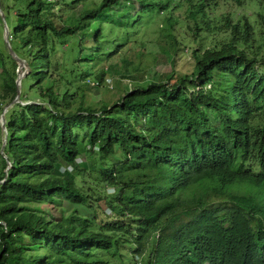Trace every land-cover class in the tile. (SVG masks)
Here are the masks:
<instances>
[{
	"label": "trees",
	"instance_id": "1",
	"mask_svg": "<svg viewBox=\"0 0 264 264\" xmlns=\"http://www.w3.org/2000/svg\"><path fill=\"white\" fill-rule=\"evenodd\" d=\"M248 2L264 27V0L0 1L30 66L13 103L19 63L0 55V132L12 104L0 264H264V52L253 50V15L219 16ZM184 5L195 39L225 40L195 49L174 82L126 84L113 103L87 104L85 79L102 83L108 69L85 65L121 54L142 26L176 53L184 20L173 13ZM64 202L88 212L55 214Z\"/></svg>",
	"mask_w": 264,
	"mask_h": 264
},
{
	"label": "rangeland",
	"instance_id": "2",
	"mask_svg": "<svg viewBox=\"0 0 264 264\" xmlns=\"http://www.w3.org/2000/svg\"><path fill=\"white\" fill-rule=\"evenodd\" d=\"M249 2L244 8H237V6H224L219 11V16L225 18V16H232L233 13L239 14L242 10L247 14L253 15L252 23L257 28V40H251L253 43L254 52H264V27L260 23V16L256 12V6L254 4L248 8ZM236 9H241L236 11ZM229 12L227 14H223ZM176 16H182L184 22L180 24L179 32L181 37L182 45L179 47V51L173 52L169 49L170 42L167 41L161 33L156 29H148V27L142 26L138 33L133 31L128 39L129 41L123 48L124 56L121 54L115 55L113 58L96 59L93 62L85 65V69L90 73L97 71L101 67H106L108 69L107 77L104 82H98L96 80L86 78L85 79V92H86V103L99 107L102 105L103 101L108 103H113L121 95H124L126 84L129 86H134L136 82H145L149 79L157 80L164 79L167 80L168 76L172 75L171 81L174 82L176 78H180L182 74L189 73L195 65V55L194 50L198 48H203V50L208 49L215 44H221L225 40V34L221 35L217 32H206L201 31L199 36L202 39H195L194 32L187 27L189 23H192L191 19L187 18V5L180 7L174 13ZM6 20L3 19L0 13V55L7 57L10 52V48L6 41V29L9 27L10 33L13 32L14 26L17 22L16 16L13 12L6 10L5 13ZM235 19V18H234ZM59 20V19H56ZM213 18H211V21ZM224 20V19H223ZM59 25L60 22L56 21ZM186 22V23H185ZM159 26L162 22H156ZM225 23V22H224ZM223 23V24H224ZM154 23L150 24L153 26ZM221 23L219 22L218 25ZM149 26V27H150ZM206 30V29H204ZM209 34V35H208ZM136 41L133 44L132 41ZM189 43L184 47V44ZM11 45L13 49L17 50L18 55L22 56L23 50L19 46L18 41L15 39L11 40ZM177 46V44H176ZM247 47V46H245ZM202 50V51H203ZM140 52H143L140 59ZM11 53V52H10ZM157 56L154 59V56ZM22 58V57H21ZM132 64V65H131ZM134 66H138L137 69H131ZM97 67V68H96ZM79 83V82H78ZM2 89V79L0 78V92ZM7 105L4 106V109ZM12 106V105H10ZM9 106V107H10ZM8 107V108H9ZM2 128V127H1ZM2 129L0 132V143L2 142ZM85 153V152H83ZM79 162L82 161H92L91 155H82L78 158ZM68 167V166H67ZM66 166H59L56 168V173H64ZM72 173L73 168H67ZM91 169V168H90ZM114 189H109V192H113ZM54 213L60 215L63 212L66 216H70L72 213H79L85 215L88 209L84 206L73 205L68 202H64L62 209L54 210ZM108 215L112 214L110 209L106 210Z\"/></svg>",
	"mask_w": 264,
	"mask_h": 264
},
{
	"label": "water",
	"instance_id": "3",
	"mask_svg": "<svg viewBox=\"0 0 264 264\" xmlns=\"http://www.w3.org/2000/svg\"><path fill=\"white\" fill-rule=\"evenodd\" d=\"M0 13L2 14L3 19L6 20L5 12L3 11L2 7H1V3H0ZM5 37H6V41H7V44L9 46V48H10V52H11L12 56L19 63L18 77H17L18 93H17V97L13 101V103H15V102L21 101L20 100V97H21V91H22V89H21L22 80L30 72V66H29V64L24 59L20 58L17 55L16 51L13 49V47L11 45V34H10V30H9V27L8 26H7V29H6ZM10 105H12V104H8L5 107V109L3 110L2 114H1V127H2V130L4 132V138H3V144H2V147H1V153H4V149H5V145H6L7 137H8V129H7V125H6L5 114H6V111H7L8 107ZM4 157L7 158V155L4 154ZM11 166H12L11 162L8 161V166L6 168V172L9 171V169L11 168ZM5 180L6 179H4L2 182H5Z\"/></svg>",
	"mask_w": 264,
	"mask_h": 264
},
{
	"label": "clouds",
	"instance_id": "4",
	"mask_svg": "<svg viewBox=\"0 0 264 264\" xmlns=\"http://www.w3.org/2000/svg\"><path fill=\"white\" fill-rule=\"evenodd\" d=\"M69 168H73L72 166H69Z\"/></svg>",
	"mask_w": 264,
	"mask_h": 264
}]
</instances>
